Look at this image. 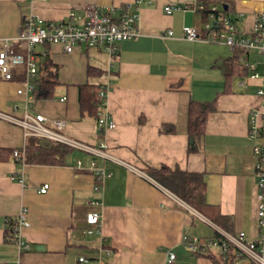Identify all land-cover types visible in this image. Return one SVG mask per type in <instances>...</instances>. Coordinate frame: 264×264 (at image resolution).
I'll return each mask as SVG.
<instances>
[{
    "label": "crops",
    "instance_id": "crops-1",
    "mask_svg": "<svg viewBox=\"0 0 264 264\" xmlns=\"http://www.w3.org/2000/svg\"><path fill=\"white\" fill-rule=\"evenodd\" d=\"M135 1L0 0V39H11L16 53L26 56L25 46L17 41L25 19L57 22L70 12L85 17L93 8ZM200 2L225 7L232 19H238L239 35L248 37L257 11L264 9V0L143 1L138 6L142 36L119 43L115 55L84 44L72 53L59 44L36 46L37 62L48 55L59 67V85L53 97L40 98L34 96L37 78L32 81L29 113L43 114L49 121L64 120L66 135L88 147L105 144L112 159L71 150L61 165L23 166L13 158V151L37 138H25L19 125L0 117V264H17L18 247L6 235L21 209L27 210L30 222L22 231L30 245L20 256L22 264H166L169 252H191L183 244L184 236L211 240L218 227L231 234L243 232L250 240L260 237L254 147L264 146V138H251L250 130L252 114L264 106L257 95L264 82L249 79L239 60L243 72L229 81L234 50L184 38L186 27L203 29L206 17L194 9ZM168 5L177 8L167 14ZM167 31L172 36L163 38ZM249 55L260 59L257 52ZM260 71L264 74L262 67ZM25 77L22 65L13 80H0V114L24 117L26 100L17 91L25 85ZM82 87L107 90L98 117L82 112ZM191 102L214 103L205 134L196 143L188 138ZM100 113L116 123L115 129H98ZM258 122L264 124L263 115ZM46 126L53 127L51 122ZM92 160L110 174L99 191ZM163 166L203 175L204 213L146 173ZM44 185L49 189L41 193ZM93 211L101 213V223L88 234L86 216ZM218 215L231 218L229 229L213 221ZM208 228L213 236L206 234ZM85 253L90 260L80 261ZM190 254L194 262L176 258L175 264H214Z\"/></svg>",
    "mask_w": 264,
    "mask_h": 264
},
{
    "label": "built area",
    "instance_id": "built-area-1",
    "mask_svg": "<svg viewBox=\"0 0 264 264\" xmlns=\"http://www.w3.org/2000/svg\"><path fill=\"white\" fill-rule=\"evenodd\" d=\"M143 1L151 0H136L134 3L111 6L105 9L93 8L85 17H80L74 12H70L66 19L57 22H45L33 17L27 18L24 20L21 32L17 38V41L25 46L26 56L16 53L11 39H0V80L11 81L20 66L25 65L26 67L25 85L17 91V94L26 100L24 117L16 119L2 114H0V117L19 125L24 131L25 138L46 139L52 144H58L71 150L85 151L94 157L112 159L104 151L106 148L105 144H102L100 148L88 147L66 135L63 132L66 125L64 120L54 119L49 121L43 114L36 113L31 115L29 113L30 103L33 99L30 93L35 90L32 81L37 78L39 70L35 48L38 45L59 44L66 53H72L77 45L84 44L89 48L103 49L111 55H115L119 43L135 41L142 36L138 26V6ZM176 8L168 5L164 10L167 14H171ZM194 9L202 14L208 11L204 14L206 19L203 23V29L198 32L196 29L186 27L184 28V38L191 42L221 43L229 46L234 51L242 50L243 53L239 57V62L247 71L249 79H260L264 82V74L260 71L261 67L264 69V9L257 11L255 26L250 37L243 34L239 35L238 19H232L221 5L200 2L194 5ZM170 36H172L171 31L162 34L163 38ZM251 52H257L261 61L251 59L249 55ZM106 92L105 88L99 91L102 105L106 100ZM257 95L264 100V89L260 88ZM64 100L65 98L61 101ZM261 110H264V106L252 114L250 137L254 139L261 136L264 138V124L258 122L260 115H263L264 119V112L262 113ZM47 122H51L53 127L46 126ZM97 123L101 132L109 131L116 127V123L102 113H100ZM25 150L26 148L24 147L13 151V158L23 164V166L27 165L25 162ZM254 155L258 160L256 165V183L258 187L260 237L257 240H250L243 232L231 234L217 227L216 230L219 237L211 240L184 236L183 244L189 251L195 254L210 251L220 257L225 263H229L232 260L233 264H241L242 261H247L248 264H264V146L254 147ZM78 166H81V162H78ZM91 170L98 182L95 190L99 191L102 182L110 174L105 172L104 169L98 168L95 160L91 162ZM19 181L23 183V175H21ZM48 189L49 185H44L40 192L46 193ZM90 204L97 206L98 202H90ZM101 217L102 215L98 211L87 214L86 223L89 225V229L86 232L88 234H93L100 227ZM11 223L13 232L9 241L18 247L19 258L17 264H22L21 254L30 250V245L22 236L23 229L30 227L27 210L21 209ZM176 258L175 253L169 252L166 264H175ZM80 261H84V259L82 258Z\"/></svg>",
    "mask_w": 264,
    "mask_h": 264
},
{
    "label": "trees",
    "instance_id": "trees-1",
    "mask_svg": "<svg viewBox=\"0 0 264 264\" xmlns=\"http://www.w3.org/2000/svg\"><path fill=\"white\" fill-rule=\"evenodd\" d=\"M224 10L227 14L228 10ZM208 11H205L206 14ZM242 50H235V55L231 60L227 78H230L235 74L243 72L238 62L239 57L242 54ZM38 76L35 80L37 88L34 91L35 97L51 98L53 97L54 89L59 85V67L50 59L48 55L38 61ZM99 88L89 87L87 89L82 87L81 89V110L83 113L96 114L101 107V99L99 97ZM214 110V103H199L191 102L188 112V138L193 143H196L201 139L206 131V121L208 114ZM71 149L53 144L51 149H43L40 146L39 139H31L26 146L25 150V162L26 164L34 165H61L64 163L66 155ZM154 181L162 185L165 189L172 192L179 199L185 202L190 207L194 208L198 212L204 213V208L207 207L206 201V183L202 174L190 173L182 171L178 168L171 169L163 166L160 169H148L146 172ZM213 221L229 229L231 222L230 217L218 215L213 218ZM224 222V224H223ZM13 232V225L10 223L6 238L9 240ZM217 233V231H216ZM216 237H219L218 233ZM197 255L207 257L212 260L214 264H233L231 260L229 263H225L220 257L213 252H199Z\"/></svg>",
    "mask_w": 264,
    "mask_h": 264
},
{
    "label": "rangeland",
    "instance_id": "rangeland-1",
    "mask_svg": "<svg viewBox=\"0 0 264 264\" xmlns=\"http://www.w3.org/2000/svg\"><path fill=\"white\" fill-rule=\"evenodd\" d=\"M259 61H261V60L259 59ZM206 231H207L206 234H208V236L214 235V231L212 229L208 228ZM177 253L178 254H176V256L178 258V262H185L186 260H189L191 262L195 261V257L190 254L191 252H188L185 249H182L181 252H177ZM180 253H182V254H180ZM83 259L90 260V257L88 256L87 253H85V254H83Z\"/></svg>",
    "mask_w": 264,
    "mask_h": 264
},
{
    "label": "water",
    "instance_id": "water-1",
    "mask_svg": "<svg viewBox=\"0 0 264 264\" xmlns=\"http://www.w3.org/2000/svg\"><path fill=\"white\" fill-rule=\"evenodd\" d=\"M40 146L43 148V149H51L53 144L52 142H50L49 140H46V139H41L40 140Z\"/></svg>",
    "mask_w": 264,
    "mask_h": 264
}]
</instances>
